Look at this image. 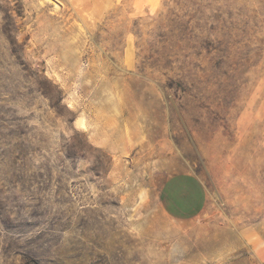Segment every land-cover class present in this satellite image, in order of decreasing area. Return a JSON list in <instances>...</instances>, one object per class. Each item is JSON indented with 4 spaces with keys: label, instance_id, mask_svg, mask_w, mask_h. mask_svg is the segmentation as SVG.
Here are the masks:
<instances>
[{
    "label": "rangeland",
    "instance_id": "1",
    "mask_svg": "<svg viewBox=\"0 0 264 264\" xmlns=\"http://www.w3.org/2000/svg\"><path fill=\"white\" fill-rule=\"evenodd\" d=\"M236 259L264 264V0H0V264Z\"/></svg>",
    "mask_w": 264,
    "mask_h": 264
},
{
    "label": "crops",
    "instance_id": "2",
    "mask_svg": "<svg viewBox=\"0 0 264 264\" xmlns=\"http://www.w3.org/2000/svg\"><path fill=\"white\" fill-rule=\"evenodd\" d=\"M158 206L171 220L188 221L196 218L206 204L202 182L189 173L171 175L163 180L158 191ZM228 264H245L236 259Z\"/></svg>",
    "mask_w": 264,
    "mask_h": 264
}]
</instances>
